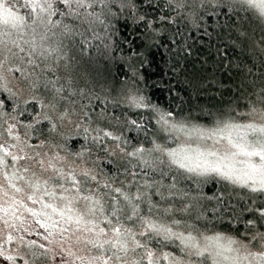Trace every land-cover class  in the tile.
<instances>
[{
  "label": "snow or ice",
  "instance_id": "1",
  "mask_svg": "<svg viewBox=\"0 0 264 264\" xmlns=\"http://www.w3.org/2000/svg\"><path fill=\"white\" fill-rule=\"evenodd\" d=\"M241 13L264 26V0H0V264H264V34H235L259 67L228 66L237 99L205 123L139 87L140 49L190 54L181 23ZM92 61L126 66L117 103L139 119L71 107Z\"/></svg>",
  "mask_w": 264,
  "mask_h": 264
},
{
  "label": "trees",
  "instance_id": "2",
  "mask_svg": "<svg viewBox=\"0 0 264 264\" xmlns=\"http://www.w3.org/2000/svg\"><path fill=\"white\" fill-rule=\"evenodd\" d=\"M244 15L241 13L236 16L234 22L224 16L213 17L206 23L211 35L181 23L179 39L182 46H191L190 54L187 55L181 53L180 57H175L168 47L152 48L151 51L147 48L140 49L142 55L147 56V61L141 69L145 79L140 81L139 87L150 102L163 111L176 113L177 119L190 117L197 123H205L209 119V112L216 114L226 109L229 102H235L241 78L235 74L234 68L228 71V66L244 62L247 57L249 65L255 62L259 67L260 60L258 55L252 53L250 47L245 48L236 41L235 34L247 31L254 40H259L264 34V26L255 20H243ZM124 31L130 36L135 35L132 30ZM152 53L155 54L154 58ZM222 57L224 68L220 67ZM177 59L180 64L179 71L170 72L169 68ZM124 71H127V68L122 67L119 61L109 63L107 68L102 61L81 63L74 71V89H82L87 95L76 96L75 104L71 107L78 112L80 105H88L86 110L93 117L101 109H105L109 116L120 117L121 121L128 118L139 119V115L128 112L123 104L117 103L122 81L126 79L122 75ZM248 79L255 77L250 76ZM9 87L13 91L23 90L27 95V86L17 80H12ZM240 95H247V91ZM142 115L147 116V113ZM65 132L71 134V128L65 129ZM37 137L38 134L34 133L33 139L36 142L43 138ZM149 137L151 138V132ZM76 139L78 142L75 144L71 140L67 142L68 152L80 151L82 145L87 146L82 136Z\"/></svg>",
  "mask_w": 264,
  "mask_h": 264
},
{
  "label": "rangeland",
  "instance_id": "3",
  "mask_svg": "<svg viewBox=\"0 0 264 264\" xmlns=\"http://www.w3.org/2000/svg\"><path fill=\"white\" fill-rule=\"evenodd\" d=\"M38 142H39V141H37V143H38ZM20 234L23 235V233H20ZM13 235L15 236L16 233H13ZM25 238L32 239V238H34V237H28V236H25ZM15 247H16L15 244H14V245H11V246H10V250L14 251V250H15ZM4 264H7V262H4Z\"/></svg>",
  "mask_w": 264,
  "mask_h": 264
}]
</instances>
